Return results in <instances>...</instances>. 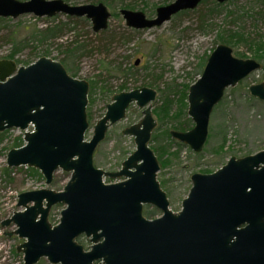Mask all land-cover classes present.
Listing matches in <instances>:
<instances>
[{
	"label": "water",
	"instance_id": "water-1",
	"mask_svg": "<svg viewBox=\"0 0 264 264\" xmlns=\"http://www.w3.org/2000/svg\"><path fill=\"white\" fill-rule=\"evenodd\" d=\"M201 1L173 0L156 7L153 17L126 8L119 13L128 27L152 28ZM24 14L85 17L94 33L106 29L110 17L103 2L0 0V17ZM262 66L254 58L234 56L227 44H217L188 88L187 114L193 127L171 130V137L200 152L210 114L225 89ZM88 88L86 80L72 77L59 61L46 56L26 66L0 59V132L23 130L25 141L7 152L6 165L35 168L45 184L58 169L70 172L59 191L43 187L20 192L16 206L22 209L1 222L2 227L15 226L7 236L24 239L15 247L23 264H36L42 257L50 264H264V149L232 155L214 172L193 173L180 210L173 211L149 146L157 125L151 105L156 90L141 86L113 94L90 139L84 140ZM248 92L264 100V78L251 83ZM130 104L142 109L141 119L122 130L133 137L135 149L116 171L95 167V148L107 129L125 117ZM103 177L122 179L104 183ZM55 204L65 207L58 223L52 224L48 214ZM143 205L154 206L161 216L145 217ZM80 235L88 238V249L77 242Z\"/></svg>",
	"mask_w": 264,
	"mask_h": 264
},
{
	"label": "rangeland",
	"instance_id": "rangeland-1",
	"mask_svg": "<svg viewBox=\"0 0 264 264\" xmlns=\"http://www.w3.org/2000/svg\"><path fill=\"white\" fill-rule=\"evenodd\" d=\"M64 1L72 5L89 3L88 0ZM151 1L156 4L153 11H150L151 8L137 10L144 12L145 16L152 17L155 15L156 7L173 0L163 4H161L162 0ZM234 1H228L216 8L210 2L200 4L195 9L174 15L175 17L160 26L140 30L129 29L125 25L119 13L120 7L107 6L111 15L104 33H94L91 22L85 17H72L65 14L35 17L32 14H24L7 22H0V59L9 58L13 40L32 38L25 47L21 48L15 58L23 59V61L29 59L33 62L41 56H46L59 61L69 75L84 79L88 83L94 81L95 89L91 95L94 103L90 106L88 100L86 107L90 125L85 132V138L89 139L93 124L103 115L111 95L118 92L119 86L125 81L128 88L123 90L147 86L157 91L156 99L151 102L152 109L158 104L160 88L170 85L179 89L178 86L181 84L192 83L202 71L201 61L210 54L215 45L217 25H222L226 20L225 8L234 9L235 4L237 6L250 4L254 5L255 10L262 11L264 16V6L259 0ZM114 11L117 15H112ZM239 14L245 16L240 22L244 24V28L251 31H264V23L246 16L242 10H239ZM54 25L62 26V30L40 42V37L35 32ZM68 27L73 28L69 30ZM73 32L77 33L78 44H83V47L75 52L74 57H71L65 54L64 47H59L58 44L65 45L74 40ZM110 36H114V39L110 40ZM232 50L234 53L236 48ZM237 50L239 53L244 51L243 48ZM43 51L47 53L43 54ZM33 52L35 54L32 55ZM247 57H250L248 53ZM135 61H138L137 65H134ZM146 65L149 69H145ZM74 70L76 73L72 74ZM260 81H263V70L251 73L234 87H228L225 90L221 101L210 114L208 138L204 144L202 156L197 157L196 153L180 142H178L179 145L170 144L171 151L178 150V155L167 167L158 172L157 178L166 192L172 210L177 211L181 208V201L186 197L191 186L189 178L192 173L204 172L202 170L214 171L222 165L214 164L213 149L215 148L213 147H217L221 142L220 137L223 134L226 138V147L229 146L233 151L235 150L229 155L239 156L250 150L264 149V101L250 96L247 90L249 84ZM88 112L91 114L90 119ZM141 117V108L132 104L127 109L125 118L107 129L104 140L98 144L93 155V163L96 167L105 171H116L120 167L121 161L135 148L133 137L122 134L121 131L128 125L138 122ZM192 125L191 121L189 127ZM28 129L30 130V127ZM22 133L16 128L0 133V264H22L23 262L22 254L15 250L16 244L21 243L23 238L5 235V232L15 227L14 225L1 226L2 220L9 217L13 211L20 210V207H16L17 195L23 191L42 187L61 190L70 177L69 172L58 169L53 173L51 183L45 184L42 174L34 168L10 167L9 174L4 173L7 151L15 138L22 136ZM149 145L152 148L154 143L150 141ZM227 159L225 157L224 162ZM104 180L115 182L118 179L105 178ZM162 180H165V183L162 184ZM62 208L64 204L51 207L49 212L51 223H57ZM147 209L146 206L143 207L144 214ZM158 214L159 212L155 213L153 217ZM79 241L85 248L89 247V240L84 236H81ZM39 263L49 264L45 258H41Z\"/></svg>",
	"mask_w": 264,
	"mask_h": 264
},
{
	"label": "trees",
	"instance_id": "trees-1",
	"mask_svg": "<svg viewBox=\"0 0 264 264\" xmlns=\"http://www.w3.org/2000/svg\"><path fill=\"white\" fill-rule=\"evenodd\" d=\"M230 2L234 0H228ZM236 1V0H235ZM234 1V2H235ZM87 2L93 3V2H103L106 6L110 8L120 7L131 9V10H144L145 8H151L150 11H153V8L155 7V3H153L151 0H88ZM169 2V0H162V3ZM212 3L213 6L220 7L222 4L217 3L215 0H202L200 4H206V3ZM259 2L264 6V0H259ZM199 4V5H200ZM224 4V3H223ZM248 4H242L241 6H237V4L234 5V9H226L225 8V22L222 25H217L216 29V35L214 40V47L218 43H224L232 48H236L234 55L245 57L247 56V53L250 55V57L260 61L264 66V31L258 32V31H251L246 28H244V24H240L245 16L242 14H239V10H242L246 16H250L253 20L260 21L264 23V16L262 11H257L254 9V5H248ZM247 8V9H246ZM189 10H183L181 12H185ZM177 13V14H178ZM117 15V13L114 11L112 15ZM176 15V14H175ZM175 17V16H173ZM10 18H3L0 17V22H7L10 21ZM237 23V24H236ZM67 25V24H66ZM69 30H71L73 27H68ZM129 28V27H128ZM132 29V28H129ZM62 30V26L60 25H54L52 27H47L42 31H36L35 34L39 35L40 42L47 39L49 36L54 35L57 31L60 32ZM74 30V29H73ZM106 30V29H105ZM100 32L104 33V30H101ZM99 33V32H98ZM75 34L74 40L69 41L65 45H62L59 43V47H64L63 51L65 54L74 57L75 52L83 47V44H78L79 40L77 39V33ZM114 36H110V40L114 39ZM32 40L30 39H20L18 41L13 40L12 50H10V53L8 54V57L11 59H14L17 64H24L27 65L31 61L29 59L27 61H23V59L15 58L16 54L21 51V48L25 47L27 43ZM77 44V46H75ZM101 45V42H100ZM213 47V48H214ZM213 48L211 50H213ZM238 48H243V52H237ZM43 54H46L47 51H43ZM35 54L34 52L32 55ZM32 58V56L30 57ZM206 57L203 58V60L200 63V69L203 67ZM145 69H149L148 65H146ZM76 70L72 72V74H75ZM201 73V72H200ZM198 74V76L200 75ZM151 84V83H149ZM191 83L188 84H181L179 89H175L174 86L167 85L165 88H160L158 91L159 94V101L158 104L152 109V113L154 117L157 120V127L152 132L151 140L154 143V146L152 147L153 151L156 153V156L158 158L160 168L163 169L167 167L171 160L178 155V150L171 151L170 144H178L177 142L173 141L170 137L169 131L171 129L176 130H187L189 129V125L191 124V119L186 114V108H187V91L188 87ZM128 88L126 85V81L122 83L119 86L118 91H121L123 89ZM95 89V82L91 81L89 82V104L90 106L94 103V99L91 95H93ZM110 91H108L109 93ZM184 117V119H181ZM88 118H91V114L88 112ZM211 136V133L209 134V137ZM221 142L217 145V147H213V151H215L214 155V164H223L225 157L228 158L230 153H234L232 148L229 146L226 147V138L225 134H223L221 137ZM22 138L21 136H18L15 138V140L12 142L11 147H19L22 145ZM212 150V148H211ZM248 151V150H246ZM257 151V150H255ZM255 151H248L246 153L240 154L239 156H244L247 154H251ZM197 157L202 156L201 153L196 154ZM160 169V170H161ZM36 171V170H35ZM204 172H207L209 170H202ZM4 173L9 174V169L7 167L4 168ZM162 184L165 183V180H162ZM148 208L145 210V215L147 217L154 216L155 213H157V210L154 208H151L150 206H146ZM80 238V237H79ZM78 238V241H79ZM80 242V241H79ZM81 243V242H80ZM40 264V263H38Z\"/></svg>",
	"mask_w": 264,
	"mask_h": 264
}]
</instances>
